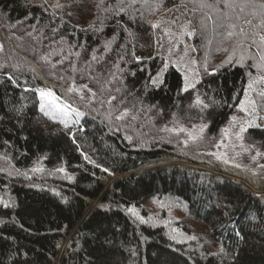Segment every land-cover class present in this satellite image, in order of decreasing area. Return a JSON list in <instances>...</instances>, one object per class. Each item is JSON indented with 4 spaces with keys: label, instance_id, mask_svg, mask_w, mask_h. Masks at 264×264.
I'll use <instances>...</instances> for the list:
<instances>
[{
    "label": "trees",
    "instance_id": "obj_1",
    "mask_svg": "<svg viewBox=\"0 0 264 264\" xmlns=\"http://www.w3.org/2000/svg\"><path fill=\"white\" fill-rule=\"evenodd\" d=\"M242 2L0 0V264H264V127L236 136L264 29ZM165 13L193 32L187 91Z\"/></svg>",
    "mask_w": 264,
    "mask_h": 264
},
{
    "label": "rangeland",
    "instance_id": "obj_2",
    "mask_svg": "<svg viewBox=\"0 0 264 264\" xmlns=\"http://www.w3.org/2000/svg\"><path fill=\"white\" fill-rule=\"evenodd\" d=\"M177 18H178L177 14L165 13L157 17L155 24L163 27L164 34L166 35L167 40L169 41V48H172L173 50H175L178 48L179 45L181 47V50L178 51L176 58L173 60V64L182 74L183 81H184V88H185L186 83L192 82L195 84V81L199 79V70H198V63H197L196 58L194 57L193 54L191 55L193 50L192 48L189 47L188 42H186V39H190L192 37L193 32L189 29V27L185 23L178 21ZM189 33H191V35H189ZM224 51L225 49L223 48L221 51V54H223ZM259 64H260V59L257 65ZM185 76L188 77V81L185 80ZM156 77H160L161 79L162 73L160 72ZM260 77H264V69L260 67H256L255 72L251 74V76H249L248 84L245 89V91L248 90L247 100L254 101L255 103V116L254 117L246 116L244 112L240 111L241 114L244 117H246L248 120L255 118L256 124L258 126H254V127H264V116H261L258 110L259 104L262 103L261 98H260L261 96L257 95V92L264 91V83H259V82L256 83L253 86L256 91L249 90L248 85L250 81L258 80V78ZM160 84L161 83H159L158 85ZM42 93L43 94L51 93L52 97L55 98L54 103L57 104L60 108L66 109L68 111L69 113L68 119L70 121L69 124L75 123L78 125V123L81 121V117H82L81 114L77 112L76 110L70 108L69 106L63 104L62 101L57 96H55L54 93H52L51 91H46V90L37 91V96L39 98V108L42 102H44L46 99H49L47 96H45L42 99ZM245 100H246V97H245V92H244V96L241 101H245ZM240 104L241 102L239 103L238 109L240 107ZM246 107H248L249 110L251 111V105L246 103ZM55 122L59 123V118H57Z\"/></svg>",
    "mask_w": 264,
    "mask_h": 264
},
{
    "label": "snow or ice",
    "instance_id": "obj_3",
    "mask_svg": "<svg viewBox=\"0 0 264 264\" xmlns=\"http://www.w3.org/2000/svg\"><path fill=\"white\" fill-rule=\"evenodd\" d=\"M102 2V0H101ZM132 2L134 3L135 0H132ZM145 2L147 3V0H145ZM56 7H61V5L57 4L55 5ZM159 6V5H157ZM201 7H207V3L206 0H201ZM237 5H234L231 2H226L225 3V7H232L235 8ZM240 11L244 12L245 9H251V15L252 16H259L260 17V23L258 25H256L255 27L260 28V29H264V3H255L254 0H243L242 3H240L239 5ZM239 18V17H237ZM208 19H211V17H208ZM246 23L251 24V21H246ZM153 28L158 27L157 24H153L152 25ZM231 27H235V25H232ZM189 35H191V33H189ZM228 37H232L235 35L234 32L229 31L227 33ZM258 35L259 36V41L257 42L256 39L252 40V43L255 44L259 50L258 55H259V59H260V64L257 65V67H260L262 69H264V34H260V33H254V36ZM240 36L245 37V33L243 31V29H241L240 31ZM240 44H243V40L240 41ZM239 47V45H238ZM235 52V49H234ZM244 60V56L241 55L240 57V62L243 63ZM232 62V56L230 55L228 57V60L226 61V63H231ZM165 67H167V65H165ZM185 80L188 81V77L185 76ZM199 81H195V83H198ZM264 83V77H260L258 78V80H252L250 81L249 85H248V89L252 90V91H256L254 89V85L256 83ZM159 83H162V80L160 79V77H156L153 79V84H156L158 86ZM189 87H194V83L192 82H188L185 84V88L184 90L187 91V89ZM75 89H69V91H74ZM257 95L264 97V91H259L257 92ZM47 96L49 99H46L44 102H42L40 104V111L47 116L49 119L52 120H57V118H59V123H61L65 128H68L69 126V113L66 109H62L60 108L57 104L54 103L55 98L52 97L51 93H47V94H43L42 93V99ZM245 97L246 100L245 101H241L240 107H239V111L244 112L246 116H255V103L254 101L251 100H247L248 97V90L245 91ZM197 104H200L201 101L199 100V98H197L196 100ZM246 103L251 105V111L249 110L248 107H246ZM70 107V106H69ZM127 113H122L121 116L117 117V119H122L124 116H126ZM237 120V118L235 116L232 117V121L235 122ZM246 125V126H245ZM254 126H258L256 124V120L255 118L250 119V120H246L243 122V124L240 126L239 128V132L236 133L237 139H243L242 134L244 132L247 131V127H254ZM168 131H172V129H166ZM179 131L181 132H186L187 130L184 128H180ZM200 132H203V127H201ZM222 132H224L226 135L229 132V129L225 128L222 129ZM187 136H188V140H196L198 139V136L194 135L193 132H187ZM188 140H185L184 143L187 145ZM217 147H220V145H217ZM212 155H216L215 153H213ZM262 155V153H260L259 151H257L256 156H260ZM256 156H253L252 159L255 161ZM220 156H217V159H220ZM225 163H227V161H225ZM236 167H239V165H236ZM260 167H264V165H260ZM37 169H34V171H36ZM129 211H133L132 209H129Z\"/></svg>",
    "mask_w": 264,
    "mask_h": 264
}]
</instances>
